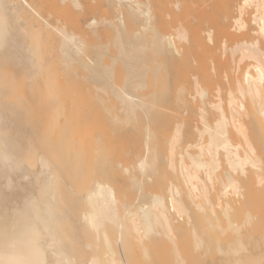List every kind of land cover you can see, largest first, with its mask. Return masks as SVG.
<instances>
[{
  "label": "bare ground",
  "instance_id": "1",
  "mask_svg": "<svg viewBox=\"0 0 264 264\" xmlns=\"http://www.w3.org/2000/svg\"><path fill=\"white\" fill-rule=\"evenodd\" d=\"M257 199L264 0H0V264H208Z\"/></svg>",
  "mask_w": 264,
  "mask_h": 264
},
{
  "label": "rangeland",
  "instance_id": "2",
  "mask_svg": "<svg viewBox=\"0 0 264 264\" xmlns=\"http://www.w3.org/2000/svg\"><path fill=\"white\" fill-rule=\"evenodd\" d=\"M157 129H158V131L160 130V133H161V129H160V127H157ZM110 142H111V144H112L113 146H116V145H117V146H118V145H119V146H121V145L123 146V145H124V143H123L122 141H120L119 139H117V138H112V139H110ZM129 198H130V201H129V202H131V201L134 200V195H133V193H130V195L128 196V200H129ZM257 200H258V199H257ZM259 201H261V200L256 201V204H255V202L253 203V204L258 205V206L253 207L255 210H252V211H254V213H255L254 216H257V217L259 216V218H258L257 221H255V222H256V223L258 222L257 224H259V222L261 221V222H260V225H258V227H259V229H260V227H261V230H262V229H263V230H262L261 232H260V231H258V232L261 233V234H263V233H264V227H263V226H264V223H263V222H264V217H263L262 214L259 215V214H258V211H257V210L261 207V206H259V204H260ZM257 202H259V203L257 204ZM261 202H262V201H261ZM262 204L264 205L263 202L261 203V205H262ZM252 206H253V205H252ZM258 207H259V208H258ZM262 207H263V206H262ZM251 208H252V207H250V209H251ZM256 208H258V209H256ZM260 210H261V208H260ZM249 211H250V210H249ZM250 213L252 214L251 211H250ZM254 220H255V217H254ZM255 222H254V223H255ZM256 223H255V225H257ZM205 225H208V224H205ZM208 226H210V225H208ZM206 227H207V226H206ZM210 227H211V226H210ZM248 227H250V225H248ZM256 227H257V226H256ZM258 227H257V228H258ZM207 228H208V227H207ZM207 228H206L205 230H207ZM209 229H211V228H209ZM254 229H255V227H254ZM259 229H258V230H259ZM212 230L214 231V229H212ZM216 230L219 232L218 229H216ZM255 231H256V230H255ZM207 232H208V234H206V235L209 236V234H210L209 232H210V231H207ZM207 232H206V233H207ZM211 232H212V231H211ZM258 232H257V233H258ZM216 233H217V232H216ZM259 233L256 234V232H255V234H254V233H253V234L255 235V238L258 237L257 235H260L259 237H261V240H262V239L264 238V236L262 237V235L259 234ZM212 234H213V232H212ZM227 234H228V231H227L225 234L222 233V238H223L224 236H226ZM229 234H230V233H229ZM215 235H216V234H215ZM215 235H212V236H211V234H210V236H211L212 238H213V236H215ZM217 235H218V234H217ZM217 235H216V236H217ZM220 235H221V233H220ZM220 235H219V236H220ZM254 235H252V236H254ZM210 236H209L208 238H209L211 241H214V240H212V238H211ZM216 236H215V239H216ZM256 236H257V237H256ZM228 237H230V236L227 235V237H224V238H225L224 241L227 242L228 240L231 241V240L234 239L233 236H231V240H230V239H227ZM217 238H218V237H217ZM255 238H254L255 242H256V240H258L259 243H255V242H253V241H252L253 238L251 237V238H248V240L251 239V242L249 241L250 243L246 242L247 239H245L244 242H243V246H242V248L240 247V248L238 249L239 252L237 251V253H236L237 255H238V254H240V255H245V254L249 253V255H248V254L245 255V256H246V259L243 258V256L238 255V256L240 257L239 259H241V258L245 259V262L242 261L243 259L241 260L243 263H241L240 260H239V264H240V263H241V264H245V263H247V264H249V263H250V264H256L255 262H258L257 260H259V256H258L259 251H258V253H255V252H256V250H258V248H260V251H261V249L264 250V245H263V244H264V243H263L264 241H261L260 238H258V239H255ZM213 239H214V238H213ZM219 239H220V237H219ZM207 240H208V239H207ZM210 240H209V241H210ZM222 240H223V239H222ZM229 241H228V242H229ZM252 242H253V243H252ZM187 244L189 245L190 243H187ZM222 244H224V243L222 242ZM248 244H249V245H248ZM250 244H251V245H250ZM252 244H254V245H252ZM257 244H258V246L261 244V246L257 248ZM188 245H186V247H185V244H184V247H185V248H183V249H185L187 255H188L187 252H190L189 249H188V251L186 250L187 247L189 248ZM247 245H248V246H247ZM215 246H216V245H215ZM215 246H214V247H215ZM228 246H229V245H228ZM251 246H253V247L255 246L256 248L254 247V249H253V248H251ZM214 247H213V248H214ZM217 247H218V246H216V248H214V249H213L211 246L206 248V250L208 249V251H209V248H210V249L212 248V249L214 250V251H213V250H212V251H209V255H212V257L210 256L211 259H210V258L207 259V261L210 260V261H208V264L214 259V258H213V255L215 254L216 250H218ZM222 247L225 248L224 245H222ZM229 247H230V246H229ZM229 247L226 246V248H229ZM200 248H201V247H200ZM200 248H198V249L196 248L197 250H196V249H192L193 252H192V251H191V252H192V253H196L195 251H197L196 255H201V257L203 256V257H202V260L206 262V259H205V258L209 257V256L205 257V256L208 254V251L206 252L204 247H202V249H204V251H203L202 249H201V251H200ZM250 248H251L252 252H248V251H251ZM240 249H241V250H240ZM242 249H243V251H242ZM255 249H256V250H255ZM135 250H136V249H135ZM194 250H195V251H194ZM198 250L201 252L200 254H199ZM136 251H137V250H136ZM185 251H183V253H184ZM202 251H203V253H202ZM253 251H254V253H253ZM139 252H140V251H139ZM204 252L207 253L205 256H204ZM217 252L219 253L220 251L218 250ZM231 252H232V251H231ZM140 253H141V252H140ZM218 253H216V260H215V259L213 260V261L215 262V264H217V263H218V264H221V263H219V262H221V260L223 261V260L226 258L227 254L230 255V253H226V254H224L223 252H221V253H219V254H218ZM242 253H243V254H242ZM244 253H245V254H244ZM252 253H253V254H252ZM137 254H138L137 256H141V255H142V254L139 255V253H137ZM186 254H185V255H186ZM190 254H191V253H190ZM190 254H189V255H190ZM202 254H203V255H202ZM233 254H234V253H233ZM255 254H256V255H255ZM135 255H136V254H135ZM185 255H184V258H185ZM187 255H186V258H185V262H187L186 264H189L188 262H191V258H190V261H189V260L187 261L186 259H189V258H187ZM189 255H188V256H189ZM196 255H194V256H193V254L191 255V256L194 257V258L192 257V263H193V262L195 261V259L197 258V259H196L197 262H194L193 264H205L204 262H203V263L200 262V260H199L200 258L196 257ZM237 255H236V256H237ZM234 256H235V254H234ZM234 256H233V257H232L231 255L228 256V258L226 259V260H228V261L226 262V260H224L222 264H226V263H227V264H229V263L232 264V263H231V260H232L233 258L236 257V256H235V257H234ZM252 256L257 257L258 259H256L255 257H253V258H255V260L252 259V258H250V257H252ZM134 257H136V256H134ZM189 257H190V256H189ZM195 257H196V258H195ZM199 257H200V256H199ZM204 257H205V258H204ZM217 257L220 258L221 260L218 261V258H217ZM222 257H225V258H222ZM230 257H232V259H230ZM138 258H139V259H138ZM138 258H137L138 261H139V260L142 261V259H141L142 257H138ZM203 258H204L205 260H204ZM212 258H213V259H212ZM236 258H237V257H236ZM247 258H248V259H247ZM135 259H136V258H135ZM135 259H134V260H135ZM137 259H136V260H137ZM229 259H230V262H229ZM237 259H238V258H237ZM246 260H247V262H246ZM138 261H137V262H138ZM141 261H139L138 264H139ZM198 261H199L200 263H199ZM213 261H212V264H214ZM135 262H136V261H135ZM135 262H134V264H137V262H136V263H135ZM185 262H184V264H185ZM228 262H229V263H228ZM206 264H207V262H206ZM210 264H211V263H210Z\"/></svg>",
  "mask_w": 264,
  "mask_h": 264
}]
</instances>
